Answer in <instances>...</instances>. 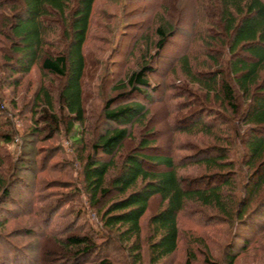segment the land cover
Wrapping results in <instances>:
<instances>
[{
	"label": "trees",
	"instance_id": "1",
	"mask_svg": "<svg viewBox=\"0 0 264 264\" xmlns=\"http://www.w3.org/2000/svg\"><path fill=\"white\" fill-rule=\"evenodd\" d=\"M112 1L0 0V264H264V0Z\"/></svg>",
	"mask_w": 264,
	"mask_h": 264
},
{
	"label": "rangeland",
	"instance_id": "2",
	"mask_svg": "<svg viewBox=\"0 0 264 264\" xmlns=\"http://www.w3.org/2000/svg\"><path fill=\"white\" fill-rule=\"evenodd\" d=\"M141 6H143L142 2H140ZM120 5L116 4L115 1L112 0H96L95 6H94V15H93V19H94V23L95 25L100 28H106V27H111L114 28L115 25L117 26L119 24V18L118 15L121 16V12L119 9ZM122 8V7H121ZM132 8H128L126 9V14L124 13V11L122 12V19L121 23H134L130 29V34H135V32H138V28H142V24L145 20V18L147 19V22L145 25H143V27H145V29H149L152 25V18L154 16V14H152V7H150V9L148 10V13H145L144 15V10L145 9H140L138 12L136 13H131L129 12V10H131ZM191 8L188 6L184 9V12L186 13V16H190L191 15ZM105 12L109 13L110 17L105 16ZM148 15V17L146 16ZM184 18L186 21V26H184V31L182 30L180 32L179 35H177L175 38H173L170 41V44H168L165 48V51L163 53V58L161 59V63L159 64V68L158 70H161L162 68H164L171 59H173L174 57H176L178 55L179 52H181V48H183L184 45H186L187 43V39L189 38V32L191 31V27L194 31H197V25L193 24V20L192 17H188V19ZM136 23V24H135ZM193 25V26H192ZM128 27V26H126ZM122 29L121 30H117V34L120 37L121 35L119 34V32H121L122 34ZM185 32H188L185 33ZM185 33V35L183 34ZM17 143V142H16ZM19 143V141H18ZM58 176H55V178ZM93 218V217H92ZM35 225L38 227L37 222L33 219L30 218L29 221L26 219L25 221H23L22 223H17V225H23L25 227H28L27 225ZM36 229V228H35ZM29 241L26 240V243H28ZM30 244H33L34 242L30 241ZM218 245H216L214 247L217 248ZM23 255V254H22ZM22 255H17L16 258L21 261L24 262L25 264H31V262L33 261L34 257L32 254L31 255H27L29 257V260L26 258V256H23L24 259H22ZM175 261V260H174ZM174 261L172 262V264H174Z\"/></svg>",
	"mask_w": 264,
	"mask_h": 264
}]
</instances>
